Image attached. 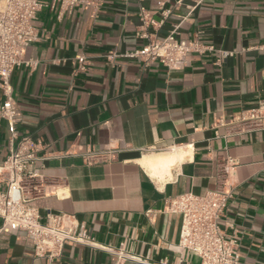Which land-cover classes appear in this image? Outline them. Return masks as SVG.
<instances>
[{
    "label": "crops",
    "instance_id": "0c3cea01",
    "mask_svg": "<svg viewBox=\"0 0 264 264\" xmlns=\"http://www.w3.org/2000/svg\"><path fill=\"white\" fill-rule=\"evenodd\" d=\"M93 1L38 12L41 37L25 58L39 64L11 76L22 112L17 130L46 145L36 162L46 194L31 204L43 216L47 209L75 214L95 243L133 257L118 260L115 252L76 242L53 260L37 257L24 232L10 227L0 233V264H201L179 245L182 217L165 211L166 200L204 195L224 182L233 196L220 225L239 240L241 264H264V125L239 121L264 103V0ZM142 8L154 23L144 24ZM174 29L181 39L235 53L220 65L215 52L190 53L185 68L172 70L121 55L108 60L111 51L147 43L142 32L163 40ZM78 55L90 67L73 75ZM9 135L3 120L1 189ZM90 148H114L116 158L88 164L82 154ZM174 151L186 158L162 176L141 162Z\"/></svg>",
    "mask_w": 264,
    "mask_h": 264
},
{
    "label": "built area",
    "instance_id": "2783aa9c",
    "mask_svg": "<svg viewBox=\"0 0 264 264\" xmlns=\"http://www.w3.org/2000/svg\"><path fill=\"white\" fill-rule=\"evenodd\" d=\"M166 1L162 0V4ZM93 2V0H0V89L4 95V99H0V122L5 120L10 132L8 156L2 168V172L7 175L6 187L0 188V233L10 227L23 231L24 236L32 241L35 255L50 260L63 254L67 242L100 245L81 227L75 214L47 209L43 216L39 207L31 204L32 199L46 194V177L38 172L36 166L37 160L40 159L38 153L45 149L46 145L30 135H19L17 125L22 120V112L13 97L11 76L16 68L27 66L35 69L39 64L36 58H25L28 46L41 37L34 24L39 11L44 7L54 8L56 4L70 10ZM170 12L169 9L163 10L165 17H168ZM141 18L144 24H148L149 21L154 23L143 8ZM140 36L147 38V43L142 47L124 54L111 51L107 55L108 60L113 63L115 58L121 55L138 58L145 65L159 61L172 70L185 68L190 53L215 52L217 65L235 53L233 50L216 48L198 40L181 39L178 37L177 29L171 31L163 40H158L148 32H142ZM76 60L78 64L73 75L89 69L90 61L86 56L78 55ZM239 121L243 122L246 128L263 126L264 103L242 112ZM115 153L114 148L104 150L90 148L82 156L88 164H93L114 160ZM219 171L220 180L224 181L228 166H220ZM225 185L224 182L204 195L187 192L166 200L165 211L182 217L179 245L197 253L201 258V264H241L239 240L229 236L220 225L233 196V189L226 188ZM100 247L115 252L118 260L133 257L127 252L117 251L109 246Z\"/></svg>",
    "mask_w": 264,
    "mask_h": 264
},
{
    "label": "bare ground",
    "instance_id": "6f19581e",
    "mask_svg": "<svg viewBox=\"0 0 264 264\" xmlns=\"http://www.w3.org/2000/svg\"><path fill=\"white\" fill-rule=\"evenodd\" d=\"M186 158V153L183 151L169 152L162 155H153L144 158L141 162L149 168L154 176H162L170 171L171 167ZM159 176V177H160Z\"/></svg>",
    "mask_w": 264,
    "mask_h": 264
}]
</instances>
